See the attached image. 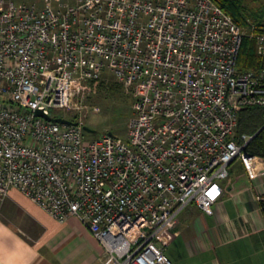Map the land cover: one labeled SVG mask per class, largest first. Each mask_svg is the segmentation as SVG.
Returning a JSON list of instances; mask_svg holds the SVG:
<instances>
[{
	"label": "built area",
	"instance_id": "built-area-1",
	"mask_svg": "<svg viewBox=\"0 0 264 264\" xmlns=\"http://www.w3.org/2000/svg\"><path fill=\"white\" fill-rule=\"evenodd\" d=\"M246 34L215 0H0V218L17 188L79 218L114 264H173L178 215L214 214L236 162L264 171L237 131L240 107H264V64L238 69ZM255 40L264 57V25ZM106 73L134 110L126 137L88 139Z\"/></svg>",
	"mask_w": 264,
	"mask_h": 264
},
{
	"label": "crops",
	"instance_id": "crops-1",
	"mask_svg": "<svg viewBox=\"0 0 264 264\" xmlns=\"http://www.w3.org/2000/svg\"><path fill=\"white\" fill-rule=\"evenodd\" d=\"M264 168V162L259 163ZM236 173L234 179L231 175ZM223 180L224 195L214 214L191 203L166 236L173 264H264V171L252 178L241 162ZM230 180V181H229ZM176 246V257L171 250ZM0 264H114L77 217L59 221L14 188L0 218Z\"/></svg>",
	"mask_w": 264,
	"mask_h": 264
},
{
	"label": "trees",
	"instance_id": "trees-1",
	"mask_svg": "<svg viewBox=\"0 0 264 264\" xmlns=\"http://www.w3.org/2000/svg\"><path fill=\"white\" fill-rule=\"evenodd\" d=\"M221 7H223L228 13H230L235 21L242 28H246V19L242 11V2L240 0H215ZM257 21L254 23L253 28L250 32L244 36L240 53L238 56V69L240 72H245L250 69L259 68L264 64V57L259 55L257 51V42L255 40V34L260 31L261 26L264 25V16L259 17L256 15ZM106 73L101 79H97L91 82V95L90 101L92 100L93 94L97 91H105L106 89L114 91L116 88H124L123 84L117 81L115 76ZM115 78V81L111 83L106 82V78ZM125 89V88H124ZM129 111V110H128ZM125 111L128 115V119L132 113ZM128 123V122H127ZM262 129L260 132H258ZM239 134L247 133L255 135V137L248 144V151L264 158V107L259 106H247L240 107L239 109V126L237 129ZM111 132V131H109ZM113 133V132H112ZM89 131L87 132V135ZM117 134V133H116Z\"/></svg>",
	"mask_w": 264,
	"mask_h": 264
},
{
	"label": "rangeland",
	"instance_id": "rangeland-1",
	"mask_svg": "<svg viewBox=\"0 0 264 264\" xmlns=\"http://www.w3.org/2000/svg\"><path fill=\"white\" fill-rule=\"evenodd\" d=\"M72 1V0H68ZM242 2V11L246 19V32H250L256 23L257 18L264 16V0H240ZM251 28V29H250ZM111 74V73H110ZM113 76V75H110ZM114 77V76H113ZM115 78H106L107 83H111ZM125 88V87H124ZM124 88H116L114 91L106 89L105 91H97L93 94L90 101L94 107H98L99 110L95 111L90 108L88 116L86 118L87 126L91 129L88 130V139H96L101 137L105 132H113L126 137L127 134V122L129 121L128 113H133V93ZM59 116L67 115L64 110L58 111ZM132 115V114H131ZM261 129L258 131L260 132ZM236 173L231 175V179H234ZM229 180V181H230ZM171 256L176 257V246L171 247Z\"/></svg>",
	"mask_w": 264,
	"mask_h": 264
},
{
	"label": "water",
	"instance_id": "water-1",
	"mask_svg": "<svg viewBox=\"0 0 264 264\" xmlns=\"http://www.w3.org/2000/svg\"><path fill=\"white\" fill-rule=\"evenodd\" d=\"M37 115H38V116H44V117H46L47 119L52 120V121H55V122H60V123H73L72 120L67 119V118H65V117H50V116H48V115H45L41 110H37ZM86 129H87V130H91L88 126H86ZM261 130H262V129H261ZM110 133H112V132H110Z\"/></svg>",
	"mask_w": 264,
	"mask_h": 264
}]
</instances>
